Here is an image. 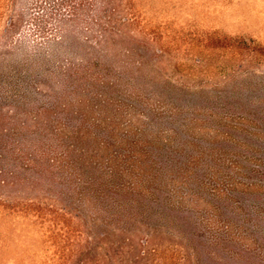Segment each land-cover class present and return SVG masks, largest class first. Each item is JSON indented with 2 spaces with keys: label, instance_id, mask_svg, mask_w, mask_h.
Masks as SVG:
<instances>
[{
  "label": "trees",
  "instance_id": "1",
  "mask_svg": "<svg viewBox=\"0 0 264 264\" xmlns=\"http://www.w3.org/2000/svg\"><path fill=\"white\" fill-rule=\"evenodd\" d=\"M11 3L0 49V264H28L2 255L17 250L9 237L21 223L38 234L40 264H94L95 246L108 248V264H161L166 246L180 264H264V77L191 83L205 73L202 50L178 76L171 49L131 32L122 0ZM26 20L41 41L20 58L28 40L13 36ZM222 47L264 57L254 39H205ZM31 104L38 110L21 114ZM76 233L87 238L73 242Z\"/></svg>",
  "mask_w": 264,
  "mask_h": 264
},
{
  "label": "rangeland",
  "instance_id": "2",
  "mask_svg": "<svg viewBox=\"0 0 264 264\" xmlns=\"http://www.w3.org/2000/svg\"><path fill=\"white\" fill-rule=\"evenodd\" d=\"M11 1L0 0V49L4 45L1 35L5 24L9 20ZM122 2L123 7L126 9L121 14L128 13L135 20L131 32H141L143 35L155 37L156 40L160 41L157 46H165V48L171 49L173 56L177 58L179 65H181L178 76L183 73L186 74L193 67V62L190 60L192 52L196 53L202 50V56H207L208 64L205 73L197 72V76L200 77L195 80L191 79V83L198 82L203 78H205V81L210 80V82H222L233 77L235 79L241 77L239 79L241 80L247 74L264 77V57L262 55L252 57L246 52H240L230 47L204 48L205 39L213 34L243 37L248 40L254 39L264 45V0H122ZM30 6L32 14L39 12L36 5ZM21 38L28 41L22 44V50L18 54L20 58H26L25 56L31 55L33 48L30 46L33 42L41 41V37L35 31L34 22L26 20L22 29L13 36L15 41ZM16 57V55L11 54L8 57V64L12 65ZM235 69L238 70L237 74H233ZM185 79H188V77H185ZM81 97L83 96L78 95V99ZM3 102L2 106L8 101ZM7 108L11 110L9 107ZM37 110L38 105L31 104L29 107L21 108L20 112L24 115L27 112ZM99 112L108 113V107L100 109ZM6 228V224H0L3 233H5ZM25 228V225L21 223L17 231L11 233L9 237L12 240L14 249L17 248V250L7 252L8 254L2 252V255L5 258H10L11 255L20 256V254H23L22 257L29 258H27L28 264H40V258L45 255H43L44 252L38 234L35 230L27 233ZM86 238L87 234L82 238L81 235L76 233V235H73L72 240L76 242L79 239L85 240ZM24 247L28 251H25ZM95 247L92 248V253L89 255L92 261L95 260L94 264H108L106 261L108 248L102 251ZM166 249L167 246L160 257V263L180 264V255L177 253L175 258L172 259V251L169 252ZM17 252L19 253L17 254ZM55 252L56 249L51 247L48 253L49 258L53 257L56 254ZM60 255L61 253H59ZM80 257L82 259L86 258V256L80 255L77 259Z\"/></svg>",
  "mask_w": 264,
  "mask_h": 264
}]
</instances>
